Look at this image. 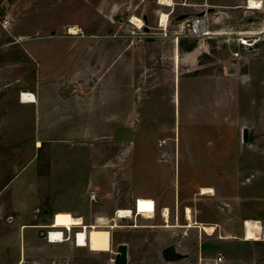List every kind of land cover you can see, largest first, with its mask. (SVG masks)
I'll list each match as a JSON object with an SVG mask.
<instances>
[{"label": "rangeland", "instance_id": "rangeland-1", "mask_svg": "<svg viewBox=\"0 0 264 264\" xmlns=\"http://www.w3.org/2000/svg\"><path fill=\"white\" fill-rule=\"evenodd\" d=\"M246 1L172 0V5H161L158 0H0V86L34 84L42 78L59 83L60 92L85 109L72 124L90 127L85 138L96 153L101 149L103 160L114 163L124 191L179 188L183 196L209 199L200 188L231 179L241 168L232 157L248 151L245 157L260 159L264 153V119L250 126L248 142L241 140L245 125L237 117L250 111L245 87L220 84L217 78L229 74V67L243 69L248 59L264 56V0L260 9L247 8ZM204 7L217 35L183 36L177 16ZM162 13L169 15L166 27L160 25ZM133 16L143 24L138 26ZM260 61L252 62L257 75L264 73ZM6 91L0 90V97ZM7 98L4 106L11 116L18 106ZM25 130L0 132V189L32 156L24 174L37 168L42 179L79 187L88 171L85 151L76 154L72 146L45 143L34 149L37 135L30 125ZM260 168L251 178L264 177ZM6 195H0V236L9 233L2 248L7 262L25 254L22 264H117L118 245L125 243L124 264H196L193 238L175 245L181 257L165 259L162 248L181 234L133 226L149 217L140 211L154 210L151 200L141 203L144 195L134 199L133 213L125 217L119 235L111 232L110 251L68 242L43 255L28 249L45 237L31 227L19 231V203L12 207ZM137 199L138 206L133 205ZM42 209H37L41 215ZM159 216L156 212L153 219ZM187 252L190 256L184 257Z\"/></svg>", "mask_w": 264, "mask_h": 264}, {"label": "crops", "instance_id": "crops-1", "mask_svg": "<svg viewBox=\"0 0 264 264\" xmlns=\"http://www.w3.org/2000/svg\"><path fill=\"white\" fill-rule=\"evenodd\" d=\"M257 58L264 65V56ZM256 59H248L243 69L233 66V72L217 75L220 84L226 81L227 84L238 83L245 87L243 92L247 95L249 110L253 112L250 114L249 111L236 117L238 123L247 126L249 131L252 124H257L261 118L264 119V73L257 75L254 71L252 62ZM58 84L42 78L34 84L22 81L18 85L10 84V87L4 89L0 86V90H7L0 97V132L28 133L25 127L30 125V132L33 131L32 133L37 135L34 149L42 148L44 143L47 147L69 145L76 154L85 151L88 165L86 178L83 177L79 187H73L60 179H42L37 168L29 175L24 174L32 164V156L20 163L13 176L4 182L0 195L6 192V196L11 198L12 207L14 203H19V231L31 227L36 229L39 237H45V241H40L35 247H29V253L33 251L43 255L53 246L73 243V239L47 241L46 235L40 236L39 231H46L45 227L51 228L50 226L62 228L71 218L76 217L82 224L87 225L85 232H89L93 227L109 228L111 248V232L119 235L118 230L123 228L127 221L125 217L117 216L115 210L128 209L132 212L134 199L144 195L153 199L154 210L140 211L142 215L148 214L149 217H146L142 225L133 226H141L147 230L178 232L181 237H170V243L174 246L193 238L196 264H264V177L260 175L257 179L251 178L253 170L258 169L260 172V167H264V153H261V147H257L261 151L258 156L260 160L250 155L245 157L248 151L241 145L246 153L232 157V161L241 167L237 173H232L231 179L222 178L219 184H213L214 188H200V194H204L201 193L203 187L212 189L209 199H203V196H183L185 194L179 193V188L177 191L167 192H157L154 187L142 192L135 189L124 191L122 178L116 175L114 163L103 160L99 153L101 149L96 153L91 141L85 138L91 130L90 127L86 124L73 125L71 122L76 116L84 113V106L79 100L60 92ZM19 90L34 93L35 101L19 99ZM6 96L18 106L14 108L11 116L7 113L8 107L4 106V100L8 99ZM2 141L3 145H7ZM91 192L96 193L97 200L91 199ZM38 197L42 200H36ZM40 206H43L42 215L37 211ZM187 208L190 209L191 220L186 217ZM165 211L167 217L164 215ZM156 212L160 214L158 220L153 219ZM248 221L254 223H247ZM70 228L78 229L77 225ZM63 230L66 234V228ZM8 234L0 236V264H22L25 254L23 258L22 254H19L18 258L10 262H7L3 255V239ZM218 253H222L223 258L221 262L216 263ZM188 256L190 253H184V257Z\"/></svg>", "mask_w": 264, "mask_h": 264}, {"label": "bare ground", "instance_id": "bare-ground-1", "mask_svg": "<svg viewBox=\"0 0 264 264\" xmlns=\"http://www.w3.org/2000/svg\"><path fill=\"white\" fill-rule=\"evenodd\" d=\"M247 8H254V9H260L262 6V0H247ZM158 3L161 5H172V0H158ZM169 15L166 13H162L160 15V25L165 27L167 26ZM133 21H136L138 26H141L143 22L140 18L133 16ZM74 32L73 30H71ZM22 101H35V97L32 93L23 92L21 96ZM212 192L211 188H202L201 193H210ZM118 216L126 217L131 216V211L128 209H118ZM164 215L167 217V213L165 211ZM186 217L188 220H191V213L190 209H186ZM69 220V219H68ZM81 220L76 218H71L70 221L67 223V226L77 225ZM63 227L66 228V225ZM50 233L47 234L49 238L47 241L51 242H57V241H63L66 240L62 237V232L59 228H54L52 230H49ZM87 237V238H86ZM73 243L77 246H87L91 250H109L110 251V233L109 231L101 228L93 227L89 230V232L80 231L77 235V242L73 241ZM120 253V252H118Z\"/></svg>", "mask_w": 264, "mask_h": 264}, {"label": "built area", "instance_id": "built-area-1", "mask_svg": "<svg viewBox=\"0 0 264 264\" xmlns=\"http://www.w3.org/2000/svg\"><path fill=\"white\" fill-rule=\"evenodd\" d=\"M183 13H186V12H183ZM179 20L181 21L180 30H181V32H182L181 34L183 36L194 37V38H198V39H205V38L211 37L213 35H217L216 34L217 30L210 28L211 20H210V16H209V13H208V10L206 7L201 8L200 11H197L194 14H187L186 16H184L183 18H181ZM177 37H178V35L175 38H177ZM25 92L32 93L30 91H25ZM22 93H23V91H20V93H19L20 97L22 96ZM32 94L34 95V93H32ZM90 197L93 200L98 199V196L94 192L90 193ZM141 199H142L141 203L144 205H148L150 203L149 201L151 200L152 208L154 207L153 199L148 198V197H143ZM138 204H139V199L136 200L135 205L138 206ZM117 210L118 209L115 210V214H118ZM100 223L104 224L103 222H100ZM71 224L73 225V223H71ZM50 227L51 228H59L58 226L57 227L50 226ZM77 227H78V229L73 230L69 226L66 225V230H67L66 234H64V230H63V228H65V227H62V228L60 227L59 229L63 234L62 235L63 238H65V239H71L72 238L73 241H75V243H76L78 233L80 231L85 232L87 225L82 224V223H78ZM45 233H46V237L48 239L49 236L47 234H49L50 231L48 229H46ZM222 258H223L222 253H218V256L215 259V262L216 263L221 262ZM33 264H41V263L34 261Z\"/></svg>", "mask_w": 264, "mask_h": 264}, {"label": "water", "instance_id": "water-1", "mask_svg": "<svg viewBox=\"0 0 264 264\" xmlns=\"http://www.w3.org/2000/svg\"><path fill=\"white\" fill-rule=\"evenodd\" d=\"M188 13H181L180 15L177 16V19H181L184 16H186ZM115 19L118 18V15H115L114 17ZM144 20H146V16L143 17ZM234 69L232 67H230L228 69V72H233ZM241 140L243 142H248L249 141V129L247 126H243L241 129ZM39 235L40 236H45V230L44 229H40L39 231ZM126 251H127V247L125 243H120L118 245V259H117V264H124L126 261ZM161 254L163 256V258L165 259H177L179 257L182 256V254L180 252L177 251L176 247L173 244H168L166 246H164L161 250Z\"/></svg>", "mask_w": 264, "mask_h": 264}]
</instances>
